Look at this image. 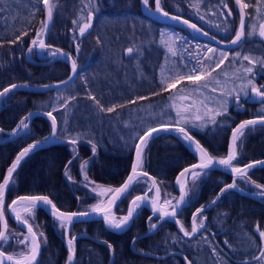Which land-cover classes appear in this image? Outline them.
<instances>
[{
    "label": "trees",
    "instance_id": "obj_1",
    "mask_svg": "<svg viewBox=\"0 0 264 264\" xmlns=\"http://www.w3.org/2000/svg\"><path fill=\"white\" fill-rule=\"evenodd\" d=\"M153 1L150 0V7ZM50 2L55 7L45 38V43L52 46L47 51L59 48L77 63L73 81L61 89L77 100L76 108L69 113L64 133L61 132L59 137L69 140L75 133L82 136L76 138L75 145L57 141L25 156L13 173V182L6 190L5 200L9 201L15 195H44L62 211H83L94 202V195L85 187V173L95 184L117 186L128 171L133 147L129 145L126 134L130 129L121 125L125 111L148 101L171 99L193 83L198 67L208 70L214 57L213 54L198 52L197 44L205 42L188 27L162 23L143 15L139 0H96L98 10L94 12L92 26L83 36L79 27L87 22L88 13L93 11L86 7L89 0ZM225 2L227 9L221 0H161L164 11L194 23L220 41L229 40L238 23L233 1ZM242 2L248 3L249 7L244 10L245 36L239 45L222 50L205 44L215 49L214 52L228 53L225 62L229 66L253 68V81L264 86V63L261 62L264 61V37L259 36L260 25L264 24V0H259V3L258 0ZM228 9L232 11L231 16L227 15ZM74 20L76 24H73ZM42 21V0H0V90L13 83L42 85L68 76L67 65L61 59L36 63L32 41L39 39L37 32ZM29 47L33 49L31 52ZM128 48H134V51L129 54ZM244 56H249L255 63L250 64L243 59ZM208 57L213 59L210 61ZM189 75H192L191 80L187 78ZM53 93L51 90L12 89L2 96L0 139L18 121L25 120L27 112L50 109ZM89 96L95 97L105 109L113 107L114 111H100ZM234 99L226 114L213 115L215 122L208 118L197 128L180 125L213 158L225 155L227 137L235 123L253 116L254 106L247 101L246 95L240 97L239 104H235ZM49 132L48 121L35 116L24 132L0 143V181L20 148L27 143L44 140ZM93 144L96 145L95 154ZM261 158H264V127L251 126L237 141L234 163L242 165ZM194 160V156L175 137L160 133L148 141L141 169L154 178L161 193L176 194L172 183L174 176ZM84 162H87V167L80 173V164ZM66 170L71 180L65 175ZM203 172L204 176L197 183H192L186 205L177 215L185 229L190 227L191 213L207 204L231 180L230 175L221 171ZM247 173V180L236 177L237 186L252 191L257 189V184L264 185V165L251 168ZM138 182L130 186L125 199L116 204L114 212L123 213L128 198L142 191L143 184ZM200 215L197 214V223ZM202 216L204 227L190 238L182 237L169 220H161L155 229L149 231L155 218L149 221L151 216L144 207L138 208L129 226L120 233L109 232L100 220L72 224L69 233L84 231L112 244L111 264H184L182 257L175 253L163 258L148 255L168 252L181 253L191 264H244L245 261L247 264H264V240L257 231V228L264 231V198H251L227 190L211 208L203 211ZM26 218L34 230L44 233L40 238L38 264H64L67 253L59 223L40 208L34 209ZM8 226L10 242L0 249L14 257L21 256L23 247L19 248L21 244L16 243L17 235H12L18 234L19 229L12 222ZM74 253L73 264H106L109 257L104 244L86 238L75 240ZM255 257L262 258L258 260Z\"/></svg>",
    "mask_w": 264,
    "mask_h": 264
},
{
    "label": "snow or ice",
    "instance_id": "obj_2",
    "mask_svg": "<svg viewBox=\"0 0 264 264\" xmlns=\"http://www.w3.org/2000/svg\"><path fill=\"white\" fill-rule=\"evenodd\" d=\"M37 2H39V0H37ZM141 3L144 7L149 8V10H151L150 9V0H141ZM221 3L223 4L224 8H226V9L228 8V5L225 2V0H221ZM235 3L239 6V8L241 10V24H240V28L236 30L234 38L231 40L232 44H238L239 42H241L242 38L245 36V31H244V28H245V18H244L245 12H244V10L249 7V4L242 2V0H235ZM258 3H259V0H258ZM43 4H44L45 9L47 11V20L42 21V27H41L40 31L37 32V37L39 39L38 40L34 39L32 41V45L38 46L40 49H46V48L52 47L51 45H47L45 43V40L42 36V33L48 29V27H49L48 21H50L52 19L53 8L55 7V5L50 2V0H43ZM155 5H156V7H155L156 12L161 13L164 16L169 15L168 12L163 10L161 0H155ZM86 7H90L91 9H93V11H90L88 13L87 22L79 27V33L81 36H83L86 33V31L92 26V20L94 18V12L96 10H98V5L96 3V0H89V4L86 5ZM220 14L224 15L223 12H221ZM33 15H34V13H33ZM227 15H229V16L232 15L231 9H228ZM201 18L203 19V17H201ZM172 19H179V18L173 16ZM76 23H77V21L74 20L73 24H76ZM183 23L188 24L189 27L193 28L196 31H200V29L197 28V26L195 24H189V22L187 20H184ZM22 35H26V33H22ZM205 35H207V33H205ZM248 35H253V33H249ZM259 36L264 37V24L260 25ZM16 39L19 40L20 37L17 36ZM12 42L15 43V41H12ZM97 42L99 43V41H97ZM32 50H33L32 47H29V52H31ZM77 50H79V45H77ZM127 51L129 54H131L134 51V48H128ZM169 51H172V49L169 48ZM208 51L214 52L215 49L208 48ZM57 54L67 55L66 53H63V51L59 48H56L54 51L51 52V55L53 57H55ZM172 54L175 55V52H172ZM220 55H221L222 59H220L219 63H217V65H216L217 68H219L220 65L224 63V60L228 58V54L226 52H221ZM237 55H239V54H237ZM68 59H72V57L68 56ZM208 59L212 60L213 57H208ZM243 59L247 60L250 64L255 63V61H253L249 56H244ZM261 62L264 63V61H261ZM72 72L73 73L77 72V63L75 62V60L72 61ZM245 72L252 73L253 68H251V67L246 68ZM71 78L72 77H69V79H71ZM187 78L189 80H191L192 75H189ZM197 78H199V77H197ZM161 82L163 83L164 81H161ZM171 86H174V85H170V87ZM16 87H18V85L13 84L10 86V88H5L2 92H0V97L6 95L11 89H14ZM248 87H251V92L254 93L256 97H259L261 99V103H264V86L257 87L252 79H248L247 84L244 85L241 89V91H244L245 95H247L246 89ZM89 98L94 100V102L100 108V111H107V112L114 111L113 107H109V108L105 109L102 105H100L99 101L96 100L95 97L89 96ZM235 99H236L237 103L239 104V99H240L239 95H237L235 97ZM54 111H55V109H54ZM227 111H228V101L225 100L222 104V111L216 112L215 116L226 114ZM45 115H47L51 119V121H52V133H51V135H52V137H56L58 134L56 117H54L52 115V112H46ZM177 115L179 116L180 113L177 112ZM215 116H210L209 119H211L213 122H215ZM181 119H183V117H181ZM197 119H200V117H197ZM257 124L264 125V115H260L257 119H250V120L242 121L239 125H237L235 128H233L231 142L229 145V152H228L227 157L221 158L219 160H214V158L211 157L208 154V152L203 147H201V145L198 142L193 140V137L191 135H189L188 131L184 127L179 126V121H177L176 126H175V130L178 133L182 134L183 139L190 141L192 143H195L196 149L200 153V162L198 164H194L191 166V175L193 176V178L200 176L202 170L207 169L209 167H212L215 164H219V165L224 166L225 168H230L231 172L234 175L233 183L227 184V185H225L224 188H221L220 189L221 193L226 192L228 189L236 188V186H237L236 177L247 180V177H248L247 169L252 168L254 165L248 164L244 168H240V167L234 166L233 161L237 157V141H239L241 139V137L244 135L246 129H248L250 126H255ZM27 128H28V124L25 123L24 120H22L20 122V124L17 125V129H27ZM17 129H13V132L15 133L17 131ZM160 129L168 130V126L161 125L160 128H155V127L150 128L148 131L144 132L143 135L139 136V143L136 144V159L132 164V174H130L128 176L127 180L123 183V185H121L120 187L115 188V189L103 188V186L97 185L96 188L92 189L94 192H97V189H101V191L97 192V194L101 195V196H103L105 193H112V197L108 200L109 205H114L116 203V200L120 199L123 195H125L130 188V184L133 182V180H136L139 175H145V176L148 175L147 173L139 172L138 169L142 168L143 153H144V149H145L146 145L148 144V141L151 139L153 134L156 133L157 131H159ZM0 131H2V129H0ZM45 139H47V138H45ZM69 142L71 144L75 145L77 143V139L76 138H70ZM38 143L39 142H37V144ZM36 146H37L36 144H31L27 148L23 149V151L16 157V160L13 162L11 167L8 169L7 175L4 177L3 182L0 183V225H2V228H0V248H2L3 245L8 244L10 242V235L8 232V224H7L6 213H5L6 190L8 189V186L10 185V183L13 182L12 176H13V173L16 170L17 166L19 165L20 161L30 152V150H32ZM92 151H93V154H95V151H96V145L95 144L92 145ZM70 163H71V161H69V164ZM255 163L256 164H264V161H256ZM86 167H87V162H84L81 165V171L84 172ZM195 169H200L201 171H196ZM189 171H190V169L186 168V169H184V171L180 175L185 176ZM65 175L68 177L69 180L72 179L71 175L69 174V172L67 170L65 171ZM149 179H152V178L149 177ZM85 181H86L85 187H87L89 184L93 183L92 181H90L88 179L86 173H85ZM177 183L180 184V198L178 200H176L175 204H172L171 201L165 200L164 205H160L158 207V205H157L158 196L152 202V210L154 213L159 211V213H160L159 219L160 220H164L166 218H173L174 219L179 214V208H180L182 202H184V200H185V197L187 195V191L185 188V184L181 183L180 177L177 178ZM155 184H156V181L153 180V186H155ZM256 187L261 189V192L259 193V195L264 196V185L257 184ZM157 193H159L158 188H157ZM147 199H148L147 193H145L144 196H136L130 203L127 215L121 217L119 220H117L116 217L111 215V208L105 207L103 201H101L100 203H97L96 205L91 206L90 211L92 213L102 214L104 223L107 226H109L110 228L119 230L122 227L127 225L129 220L133 217L134 213L136 212L137 208L140 207L141 202L144 200H147ZM18 201L29 202L27 205L23 206V211L25 213L30 214V215L33 213L34 209L38 207L40 202H42L44 205H50L52 215L55 219L60 221L61 228H67L68 225L73 222V219L75 217H86L89 215V212H87V211L86 212H79V213L62 212L57 208V206L52 202V200L49 199L48 196H23V197H18L16 200H13L10 205H7V208L10 209L13 213H15L16 221L18 223L23 224L27 228V233H28V235L24 236L23 240H20V239L16 240L17 244H23L28 249V252L21 253L22 259L16 260V264H38L37 256L39 254L40 246H41V239L40 238L44 237V233L43 232H37L36 230H34L33 225L29 222V219L22 216L20 214V212L17 210L16 206L18 204ZM215 202H216L215 200L212 201L213 204ZM167 206H171L170 211L167 210ZM203 211H204V208L202 206L201 208L196 209V212L193 213V223H192L191 231L186 230L180 220H178V219L176 220V224L180 226V231L183 232L184 236L191 237L194 233H197V231L199 229L204 227V217L202 216ZM197 214H201L200 219H199V223L196 222ZM152 219H153L152 217H149V221H152ZM156 227H157L156 223L151 224L152 229H155ZM257 231H259V235H260L261 239L264 240V231H260L259 228H257ZM12 235H17V234L13 233ZM75 240H76L75 236H70V238H68V240H67L68 253H69V255L67 257L68 264H72V261L74 258V252H75L74 242H75ZM43 242L46 243V239H44ZM226 243H227V241H226ZM108 248L112 249L113 248L112 244L109 243ZM262 251H264V249H262ZM0 258H2V259H0V264H3L4 260L11 261L14 259V257L12 255H5L4 251H0ZM261 258L262 257H255V259H258V260ZM189 264H191V262H189ZM244 264H247V261H245Z\"/></svg>",
    "mask_w": 264,
    "mask_h": 264
},
{
    "label": "water",
    "instance_id": "obj_3",
    "mask_svg": "<svg viewBox=\"0 0 264 264\" xmlns=\"http://www.w3.org/2000/svg\"><path fill=\"white\" fill-rule=\"evenodd\" d=\"M233 1V4H234V6H235V9H236V11H237V13H238V23H237V27H236V30L237 29H239L240 28V24H241V10H240V8H239V6L235 3V0H232ZM139 3H140V7H141V11H142V14L143 15H148V16H151V17H153V18H155L156 20H158L159 22H162V23H172V24H176V25H180V26H185V27H188L191 31H193L194 32V34L199 38V39H201V40H203V41H205V42H207V43H209V44H211V45H213V46H215V47H218V48H221V49H231V48H234V47H236V46H238L239 45V43L238 44H232L231 43V40L234 38V36H235V33H234V35L229 39V40H227V41H220V40H218V39H216L215 37H213L212 35H210V34H208L207 33V35H205V31H203L202 29H200L197 25V28H199L200 29V31H196V30H194L193 28H191V27H189V25L188 24H185V23H183V21L184 20H186V19H183V18H181V17H179V16H176V15H173V14H171V13H169V15L168 16H164L163 14H161V13H158V12H156L155 11V7H156V5H155V0L153 1V6L150 8L151 10H149V8H146V7H144L143 5H142V3H141V0H139ZM42 8H43V16H44V21H46L47 20V11H46V9H45V6H44V4H43V0H42ZM173 16H175V17H178L179 19H172V17ZM245 18V17H244ZM51 21V20H50ZM50 21H48V24H49V27H48V29L47 30H45L43 33H42V36H43V38H44V40H45V38H46V36H47V33H48V31H49V28H50ZM188 21V20H187ZM189 22V24H194V23H192V22H190V21H188ZM236 32V31H235ZM243 39V38H242ZM242 41V40H241ZM35 47V60H36V63L38 62V63H41V64H45V63H48V62H50V61H52V60H54V59H56V58H60V59H62V60H64V62H65V64L67 65V67H68V69H69V74H68V76L65 78V79H63L62 81H57V82H53V83H48V84H42V85H26V84H23V83H13V84H15V85H18V87H16V88H14V89H23V90H27V91H40V92H44V91H49V90H53V89H57V88H61V87H63V86H65L67 83H69L72 79H73V77H74V75H75V73H73L72 72V59H68V54L66 53V52H64L63 51V53H66L67 55H60V54H57L55 57H53L52 55H51V52L52 51H49L48 53H46L45 55H39V51L41 50L38 46H34ZM26 53H25V57H26ZM50 58V59H49ZM69 77H72L71 79H69ZM13 84H10V85H7V86H5L4 88H2L1 90H0V92H2L5 88H10V86L11 85H13ZM12 90V89H11ZM0 100H1V97H0ZM247 101L248 102H259V101H261V99L259 98V97H256L255 96V94L254 93H252L251 92V89L249 90V92H248V96H247ZM234 103L235 104H237V101H236V99H234ZM47 111H39V110H31V111H29V112H27L26 113V115H25V117L27 118V121L25 122V123H27L28 125H29V122L31 121V119L33 118V117H35V116H41V117H45L46 119H48V121L50 122V125H51V129H50V133H49V137L47 138V139H45V140H43V141H40L38 144H37V142H31V143H27L25 146H23L22 148H20L19 150H18V152L15 154V156L13 157V159H12V161L10 162V164L7 166V168L5 169V172H4V175H3V177H2V179H1V181H0V183H2L3 182V180H4V177L7 175V172H8V169L11 167V165L13 164V162L16 160V157L23 151V149H25V148H27L29 145H31V144H36L37 146L35 147V148H33L32 150H30V152H33V151H35V150H37V149H40V148H44V147H47V146H49V145H51V144H53V143H55V142H57V141H67V142H69V140H65V139H61V138H59V137H52V135H51V133H52V121H51V119L47 116V115H45V113H46ZM259 116H251V117H248V118H244V119H241V120H239L237 123H235V125L230 129V131H229V134H228V137H227V144H226V151H225V155L223 156V157H221V158H226L227 157V155H228V152H229V145H230V142H231V137H232V130H233V128H235L237 125H239L242 121H245V120H250V119H257ZM165 126H168V130H164V129H160L159 131H157L156 133H154L153 134V136H155V135H157V134H159V133H168V134H170V135H172L173 137H175L193 156H194V162L193 163H191V164H189V165H187V166H185V167H183L182 169H180L177 173H176V175L174 176V178H173V187H174V190L177 192V200L180 198V184L179 183H177V178L178 177H180V181H181V183H184L185 184V186H186V184H187V180H188V176L191 174V166L192 165H194V164H198L199 162H200V153L197 151V149H196V144L195 143H192V142H190V141H187V140H185V139H183V136H182V134L181 133H178L176 130H175V126L176 125H165ZM255 126H262V127H264V125H260V124H257V125H255ZM251 127V126H250ZM16 128V127H15ZM14 128V129H15ZM155 128H160V126H156ZM26 129H18L15 133L13 132V129L12 130H10V131H7L6 132V137H4V138H2V139H0V143H2V142H6V141H8V140H11V139H13V138H15V137H17L19 134H21L23 131H25ZM149 130V129H148ZM147 130V131H148ZM146 132V131H145ZM144 134V132H142L141 133V135H143ZM140 135V136H141ZM190 135V134H189ZM152 136V137H153ZM193 140L194 141H196L194 138H193ZM197 142V141H196ZM137 143H139V137L135 140V143H134V145H133V149H132V154H131V160H130V164H129V168H128V171H127V173H126V175H125V177H124V179L122 180V182L119 184V185H117L115 188H118V187H120L121 185H123V183L127 180V178H128V176L130 175V174H132V164H133V162L135 161V159H136V144ZM202 147V146H201ZM29 152V153H30ZM28 153V154H29ZM27 154V155H28ZM26 155V156H27ZM221 158H214V160H219V159H221ZM22 161V160H21ZM20 161V162H21ZM256 161H264V158H261V159H257V160H254V161H249V162H247V163H244V164H242V165H237L236 167H240V168H244L246 165H248V164H253L254 166L252 167V168H254V167H257V166H263L264 164H256L255 162ZM20 164V163H19ZM18 167V166H17ZM186 168H188V169H190V171L185 175V176H181L180 174L184 171V169H186ZM17 169V168H16ZM251 169V168H250ZM250 169H247V171L248 170H250ZM196 171H201L200 169H195ZM208 171V170H217V171H221V172H224V173H226V174H228V175H230V177H231V180H230V182L229 183H227V184H231V183H233V179H234V175H233V173L231 172V169L230 168H225L224 166H222V165H219V164H215L214 166H212V167H209V168H207V169H204V170H202V171ZM138 171L139 172H142V173H146L145 171H143V170H141V169H138ZM15 172V171H14ZM148 174V173H147ZM138 177H141V178H143V179H145L148 183H149V185H148V188L145 190V191H143V192H141V193H138V194H136V195H133V196H131V197H129L128 198V201H127V205H126V209H125V212L124 213H121V214H117V213H115L114 212V207H115V205L117 204V202L119 201V200H121L122 198H124V196L127 194H125V195H123L120 199H118V200H116V203L114 204V205H109L108 204V200L112 197V193H110L109 195H108V197L106 198V200H105V202H104V205H105V207H110L111 208V215H113L114 217H116V219L117 220H119L121 217H123V216H126L127 215V213H128V209H129V206H130V203H131V201L136 197V196H144V194L145 193H148V192H151V199H147V200H144V201H142L141 202V204H140V207H144L148 212H149V214H150V216L151 217H153V218H155V221H154V223H159L161 220L159 219V216H160V213H159V211H157V212H153V210H152V202H153V200L158 196V193H157V190H156V184H155V186H153V180H154V178L151 176V175H139ZM149 177H151L152 179H149ZM135 180H133V182H134ZM132 182V183H133ZM131 183V184H132ZM131 184H130V186H131ZM227 184H225V185H227ZM225 185H223L221 188H224L225 187ZM114 188V189H115ZM220 188V189H221ZM151 189V190H150ZM220 189L215 193V195L213 196V198L207 203V204H205V205H203V208H204V211L206 210V209H209V208H211L214 204L212 203V201H217V199L219 198V196L221 195V192H220ZM228 190H232V191H235V192H237V193H239V194H241V195H244V196H248V197H251V198H264V196H262V195H259V192H250V191H247V190H245V189H242V188H240V187H238V186H236V188H233V189H228ZM23 196H44V195H16V196H14L7 204H6V206H5V213H6V218H8L12 223H14L15 224V226L23 233V234H25V235H28V233H27V228L23 225V224H21V223H18L17 221H16V219H15V215L13 214V212L10 210V209H8L7 208V205H10L11 203H12V201L13 200H16L18 197H23ZM18 203H29V202H27V201H18ZM157 205H158V207L160 206V205H162L161 203L159 204V200H157ZM186 205V197H185V200H184V202H182V204H181V206H180V208H179V211L181 210V208L182 207H184ZM202 206H200V207H197L196 209H198V208H201ZM37 208H40L49 218H51V219H53V220H55V221H57V222H59L60 223V221H58L57 219H55L54 217H53V215H52V212H51V206L50 205H44L42 202H40L39 203V205H38V207ZM36 209V208H35ZM196 209L191 213V215H190V224H191V226H190V231H191V227H192V223H193V213L194 212H196ZM60 210V209H59ZM168 211H170L171 210V208L170 209H167ZM60 211H62V210H60ZM89 212V215L88 216H86V217H75L74 219H73V222L71 223V224H69L68 225V227L67 228H63V237H62V241H63V245H64V248H65V250H66V252H67V256L69 255V253H68V244H67V240H68V231H69V229H70V227H71V225L72 224H75V223H81V222H88V221H92V220H100L101 221V223H102V225H103V227L106 229V230H108L109 232H112V233H120V232H122V231H124L128 226H129V224H130V222H131V220H132V218L129 220V222L127 223V225L126 226H124V227H122L121 229H119V230H117V229H113V228H110L109 226H107L105 223H104V220H103V215L102 214H96V213H92L91 211H90V208H88L87 210H83V211H62V212H65V213H79V212ZM134 216V215H133ZM164 220H169V221H171L173 224H174V226H175V228H176V230L178 231V233H180V235L182 236V237H184V238H189V237H187V236H184V234H183V232H181L180 231V226L179 225H177L176 224V220H177V216L173 219V218H166V219H164ZM0 228H2V225H0ZM151 230H152V228H151ZM146 234V232L145 233H143L142 235H145ZM196 233H194L191 237H193L194 235H195ZM142 235H140V236H142ZM72 236H75L76 237V239L77 238H86V239H89V240H91V241H94V242H99V243H102V244H104L106 247H107V249H108V251H109V257H108V260H107V262H106V264H111V262H112V260H113V250L112 249H109L108 248V242L107 241H105V240H101V239H97V238H94V237H92V236H90V235H88L87 233H85L84 231H82V232H77V233H75V234H73ZM139 236V237H140ZM139 237H136L135 239H137V238H139ZM75 243V242H74ZM74 248H75V244H74ZM0 251H2L1 249H0ZM40 251H41V248H40ZM40 251H39V254H40ZM173 253H175V254H177V255H180L181 257H182V259H183V261H184V264H189V261L181 254V253H178V252H168V253H165V254H163V255H157V254H151V253H148V255H150V256H153V257H157V258H163V257H165V256H167V255H169V254H173ZM39 254H38V256H37V260H38V257H39ZM5 255H10V254H8V253H5ZM74 256H75V253H74ZM0 259H2V258H0ZM16 260H18V259H16V258H14L13 260H11V261H8V260H4V262H3V264H16ZM73 262H74V258H73V261H72V264H73ZM66 264H68V262L66 263Z\"/></svg>",
    "mask_w": 264,
    "mask_h": 264
},
{
    "label": "rangeland",
    "instance_id": "obj_4",
    "mask_svg": "<svg viewBox=\"0 0 264 264\" xmlns=\"http://www.w3.org/2000/svg\"><path fill=\"white\" fill-rule=\"evenodd\" d=\"M196 48L198 52H202L206 55L213 54L214 59H213V62L210 64L208 70H202L200 67H198V70L192 79L193 83L190 86L185 87L181 91H178L175 95L172 96L171 99L148 101L141 105L129 107L125 111V116L122 119L121 125H123L125 128L130 129L129 132L126 133L128 135L127 138H128V142H130L129 143L130 146L133 147L135 140L141 135L142 132H145L148 129L156 127V126L173 125V124H176L177 121H179V125L184 124L189 127L197 128L203 125L204 122L210 116H213L216 112L221 111L222 104L225 100L228 101V105H229L232 102L233 97H236L237 95H239V97L245 95L244 91H241L242 87L247 84L248 79L253 80V77L255 76L254 73L251 74V73L245 72V69L249 67H246V68L231 67L224 60V63L221 64L219 68H217L216 67L217 63H219L220 59H222L220 55L221 52L206 51L208 50L209 47L205 43H202L199 45L197 44ZM47 50H48L47 48L41 49L39 51V55H45L46 53L49 52ZM222 50H228V49H222ZM56 59H60V58H56ZM68 72H69V69H68ZM73 79L69 83H67L65 86L51 90V91H54V93H53L52 101L50 104V109H48L47 112H52V115L56 117L58 133H59L57 134V137L60 136L61 132L64 133L65 126L68 120L67 117L69 113L73 111V109L76 108L77 100H74L73 98H71V96L67 94L66 91H63V92L61 91V89L69 85L73 81ZM250 89L251 87H248L246 89L247 95ZM177 112L180 113L179 116L177 115ZM181 117H183V119H181ZM197 117H200V119H197ZM46 120L48 121V119ZM21 121L22 120L18 121L17 125L20 124ZM26 121H27V118L24 120V122ZM48 124L51 129V125L49 121H48ZM17 125L15 126L16 128L14 127L15 129H17ZM71 136L73 138H78L82 136V134L75 133V134H72ZM4 137H6V135H3V138ZM48 137H49V134L47 138ZM37 142H40V141H37ZM81 164H80V168H81ZM233 165L237 166V164L234 163V161H233ZM80 173H83V172L80 171ZM201 176H204L203 171L201 172V175L196 178H193L191 174L187 177L188 178L187 184L189 183V185L186 184L185 186L187 194H189L190 188L193 186L192 183H197ZM136 180L139 181V183L143 184V188H146V189L148 188V184L145 181V179L138 177ZM97 185L99 184L91 183L87 186L90 192L94 195V202L92 204H89L87 206V209L93 205H96L97 203H100L101 201H103L104 203L106 198L110 194V193H105L103 196L98 195L97 192L101 191V189H97V192H94L92 190L93 188H96ZM113 187L114 186H110L106 188H113ZM157 188L159 189V193H158L159 204L161 203L162 205H164L165 200L171 201L172 204H175L177 200V192L176 194H172V193L168 194L167 192L161 193V189L156 183V190ZM251 190L252 191L250 190H247V191L259 192V193L261 192L260 188L251 189ZM148 198L151 199V192L148 194ZM9 201L5 200V206ZM186 202H187V195H186ZM170 208L171 206H167V209H170ZM23 216L30 217V214L23 213ZM6 220H7V224L11 222L8 218H6ZM58 225L59 227H61L60 224ZM150 229H151V226L149 230ZM186 230L190 231V227L187 228ZM60 234L63 235V228H61ZM24 236L25 234H23L19 230V233L17 234V239L23 240ZM68 236L69 237L71 236L69 232H68ZM22 247H23V253L28 252V249L25 247V245L23 244L19 245V248H22ZM67 257L68 256H66V260L64 264L68 262ZM14 258L22 259L21 256L14 257Z\"/></svg>",
    "mask_w": 264,
    "mask_h": 264
},
{
    "label": "flooded vegetation",
    "instance_id": "obj_5",
    "mask_svg": "<svg viewBox=\"0 0 264 264\" xmlns=\"http://www.w3.org/2000/svg\"><path fill=\"white\" fill-rule=\"evenodd\" d=\"M257 87H260L262 86L261 84L257 83L256 84ZM252 103V105L254 106V111H253V116H260V115H264V103H261V101L259 102H250ZM142 170V169H141ZM137 181V180H136ZM139 183V182H138ZM147 184L149 185V183L147 182ZM143 188V187H142ZM146 188H143L141 192L145 191ZM139 192V193H141ZM150 193V192H149ZM147 193V195L149 194ZM125 198H122L121 200H123ZM121 200H119L118 202H120ZM128 201V200H127ZM117 202V203H118ZM122 202V201H121ZM126 205H127V202H126ZM116 206V205H115ZM115 208V207H114ZM126 209V208H125ZM116 213V212H115ZM117 214H120V213H117ZM135 214V213H134Z\"/></svg>",
    "mask_w": 264,
    "mask_h": 264
},
{
    "label": "bare ground",
    "instance_id": "obj_6",
    "mask_svg": "<svg viewBox=\"0 0 264 264\" xmlns=\"http://www.w3.org/2000/svg\"><path fill=\"white\" fill-rule=\"evenodd\" d=\"M24 205H27V203H18L17 204V210L20 212V214L23 216V213H25L24 211H23V206ZM14 215H15V213H13Z\"/></svg>",
    "mask_w": 264,
    "mask_h": 264
}]
</instances>
